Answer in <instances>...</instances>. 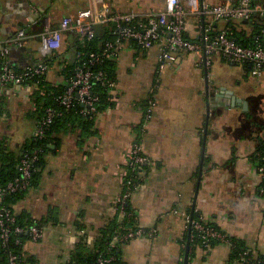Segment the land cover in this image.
<instances>
[{"label": "crops", "instance_id": "1", "mask_svg": "<svg viewBox=\"0 0 264 264\" xmlns=\"http://www.w3.org/2000/svg\"><path fill=\"white\" fill-rule=\"evenodd\" d=\"M179 1L187 8L189 0ZM196 1L211 6L227 2ZM258 1L264 5V0ZM106 2L111 13L140 17L165 7V0ZM93 6L92 0H0V146L14 157L21 156L37 129L34 92L38 88L3 84L1 67L20 73L37 66L43 58L44 24L57 29L64 17ZM36 20L43 27L34 26ZM207 24L217 32L226 26L189 13L185 37L196 41ZM30 25L22 45L12 41ZM98 27L95 33L101 32ZM79 41L74 31L62 33L46 83L66 84L63 70L75 61ZM157 56L156 47L141 50L124 45L110 69L112 105L101 110L89 128L71 117L60 124L65 131L59 128L52 135L39 179L14 205L17 215L46 224L41 240L23 248L35 264H66L81 238L85 247L92 248L103 229L121 228L124 220L115 200L123 191L124 153L134 143L140 144L150 163L133 175L136 188L129 205L136 224L156 230V235L123 243L118 250L121 264H183L188 239L187 264H229L228 245L203 248L192 243L189 234L187 220H191L200 167L193 219L216 226L253 257L264 254V186L256 160L264 141V71L253 78L250 65L232 64L220 55L181 52L175 64L158 73ZM221 88L222 104L213 107ZM225 91L247 107L241 101L226 106ZM150 100L154 106L147 118Z\"/></svg>", "mask_w": 264, "mask_h": 264}, {"label": "built area", "instance_id": "2", "mask_svg": "<svg viewBox=\"0 0 264 264\" xmlns=\"http://www.w3.org/2000/svg\"><path fill=\"white\" fill-rule=\"evenodd\" d=\"M93 7L77 12L74 17H64L57 29H49L48 23L44 24V32L40 35V49L43 56L56 52L61 48L62 33L68 30L76 32L80 39L91 41L95 37V26L112 24L115 27L117 39L114 43L107 42L102 54H91L89 64H100L103 59H116L123 49V41H134L143 50L156 47L158 56L156 59L157 72L162 73L168 67L176 63L178 54L181 52L203 53L206 57L220 55L232 64L250 65V74L253 78H259L264 71V5L255 0H236L232 3L227 0L223 5H200L196 0H189L187 8L179 0H165L164 10L159 13L147 14L140 17L134 13L114 14L110 12L106 0H92ZM191 13L198 17H209L214 21L224 23L248 22L254 19L260 21V34L252 47L238 45L233 39V32L226 27L221 31L212 33L211 24H207L199 33L196 41L188 40L184 35L185 18ZM27 35L19 31L13 42L22 45ZM208 65V60L206 61ZM48 71V65L40 63L35 67H28L19 75L8 68H4L2 74L3 84H22L26 78L43 76ZM94 82L113 88L114 82L106 79L102 72L93 73L86 66L76 68L73 78L70 80L65 92L58 97L57 101L65 108L73 106V96L80 104L81 114L92 116L96 112L97 96L94 94ZM110 101L114 102L111 97ZM154 103L148 101L146 114ZM59 114L54 109H46L45 118L38 124L34 136L41 138L45 129L49 127L53 119ZM38 151L34 150L31 155H24L20 161V176L4 187H0V249L5 253L6 264H17L18 256L9 251V243L12 236L27 233L31 242L41 240L44 229L32 225L29 228L16 226V215L3 201L6 197L27 191L31 184L32 164L36 160ZM261 164L258 163L257 172L264 180V155L256 153ZM125 169L122 171L121 195L115 200L118 213L123 218H133V212L128 211L126 206L130 201L132 192L136 188L131 175L137 174L139 169L150 163V160L142 151L139 143H134L124 153ZM188 225L201 239L205 248L210 244L218 243L229 246L228 237L221 231L205 224L202 219L187 220ZM156 230H146L136 224L122 235L113 237L114 242L128 243L134 239L146 237L154 238ZM17 244L18 240H14ZM115 257L111 254L99 258L97 264H114ZM239 261L245 264H259L248 252L239 256Z\"/></svg>", "mask_w": 264, "mask_h": 264}, {"label": "trees", "instance_id": "3", "mask_svg": "<svg viewBox=\"0 0 264 264\" xmlns=\"http://www.w3.org/2000/svg\"><path fill=\"white\" fill-rule=\"evenodd\" d=\"M259 3L258 0H255ZM41 26L43 24L36 20L34 26ZM260 21L258 19H254L252 21H248L246 23H227L226 27L230 28L233 32V39L235 42L240 46L252 47L255 44L256 38L260 34ZM97 30H101L100 33H95V37L91 41H85L80 39L79 43L76 45V59L75 61L66 66L63 70L64 72V79L66 80V84H59L57 86L49 85L45 81V75L43 76H33L26 78L25 82L22 84H32L38 88L36 92H34V100L37 106L36 115L38 124L42 122L45 118V111L46 109H54L59 115L56 116L52 123L49 125L47 129L44 130L42 137L38 138L36 136H32L29 140L26 141L23 152L21 156L14 157L12 154L6 151V146H0V187H4L9 182H13L16 178L20 176L19 165L20 161L22 160L24 155H31L34 150L38 151L36 160L32 164V174H31V184L30 188L27 191L10 195L6 197L3 201V204L9 207L14 213V205H16L19 201H21L27 192L35 186L37 180L39 179L41 172L45 166V156L49 153L47 146L52 143V135L60 128V124L65 121L64 119H68L73 117L76 118L83 126V128H89L92 121L95 119L97 114L112 105L110 98L112 97L111 92L113 88H108L101 83L94 82V94L97 96L98 101L96 103V112L92 116H84L80 112L82 110L80 104L77 103V99L73 96V106L71 108H65L61 106L57 99L61 96L65 89L67 88L70 80L73 78L76 68L79 66H86L88 67L93 73L102 72L106 79L109 81L114 82V78L110 69L113 66L114 58L103 59L100 64L90 65V55L91 54H102L105 49V44L107 42L114 43L117 39V35H115V27L112 24L106 25H99ZM32 25L28 27L22 28V31L29 33V30ZM42 29V28H41ZM95 29V28H94ZM212 33H216L213 31ZM42 34V33H41ZM123 45H130L132 47L140 48L134 41H123ZM56 52H52L49 55L43 56L40 63H45L49 67V62L56 58ZM243 66H247L248 64H239ZM4 70V66L1 67V72ZM23 70L20 73L13 72L17 75L23 73ZM43 93V95L41 94ZM63 128V126L61 127ZM60 128V129H61ZM60 131V130H59ZM261 145L258 146L257 152H260L264 155V141H261ZM257 163L261 164L259 158L256 157ZM258 166V165H257ZM133 179V174L131 175ZM134 180V179H133ZM135 181V180H134ZM264 186V180H263ZM264 188V187H263ZM264 191V190H263ZM128 211H132L130 208L129 203L126 206ZM133 212V211H132ZM16 215V226L21 228H29L32 225H36L42 229L46 226L43 221L34 220L28 215L21 214ZM124 223L121 228L115 226H108L103 229L99 237L95 240L92 248H87L81 241L78 243L77 247L71 252L69 260L66 264H97L99 258L108 256L109 254L115 257L114 264H121L119 259L118 250L120 246L123 244L121 242H112L113 237L116 235H122L127 232L130 228H134L136 226V219L133 212V218H123ZM208 225V224H207ZM212 226V225H208ZM219 230L216 226H212ZM220 231V230H219ZM192 236V243L195 245H202V239L193 231L191 230ZM18 240V243L15 244L14 240ZM229 240V248H230V259L229 264H245L239 261V256L243 252H248L247 249L239 242L232 238H228ZM30 236L27 233H23L20 235H14L10 239L9 243V251L13 252L15 255L18 256V263L17 264H35L32 258L25 256L24 253V245L27 242H30ZM218 245V243H211L210 247ZM205 248V247H203ZM209 248V247H208ZM251 256L252 254L248 252ZM253 256V255H252ZM255 261H258L259 264H264V254L254 257ZM0 264H6V256L5 253L0 249Z\"/></svg>", "mask_w": 264, "mask_h": 264}, {"label": "water", "instance_id": "4", "mask_svg": "<svg viewBox=\"0 0 264 264\" xmlns=\"http://www.w3.org/2000/svg\"><path fill=\"white\" fill-rule=\"evenodd\" d=\"M243 23H246V22H243ZM226 92V101L223 102L225 103L226 106L228 107H233L236 103H239L241 101V103H243V107L246 108L247 107V103L246 102H242V100L236 98V96L234 95V93L230 92V91H225ZM224 95V90L221 88L220 90V93L217 94L215 96V100H216V103L215 105H213V107H216V106H221L222 102H220L219 100L221 99V97H223ZM206 96L207 98L209 97V94H208V82L206 80ZM210 107H211V104H209V102L207 103V108H206V123L208 121V116H209V110H210ZM207 125V124H206ZM201 167H200V170H199V178H198V182H197V188H196V192H195V197H194V201H193V208H192V212H191V220L193 219V211H194V207H195V202H196V196H197V192H198V186H199V183H200V177H201ZM191 232V227H189V234ZM189 239L186 243V249H185V255H184V260H183V264H187V259H188V250H189Z\"/></svg>", "mask_w": 264, "mask_h": 264}]
</instances>
